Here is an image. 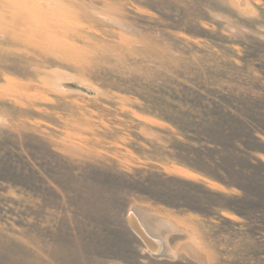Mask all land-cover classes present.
<instances>
[{"label":"rangeland","instance_id":"obj_1","mask_svg":"<svg viewBox=\"0 0 264 264\" xmlns=\"http://www.w3.org/2000/svg\"><path fill=\"white\" fill-rule=\"evenodd\" d=\"M0 264H264V0H0Z\"/></svg>","mask_w":264,"mask_h":264},{"label":"bare ground","instance_id":"obj_2","mask_svg":"<svg viewBox=\"0 0 264 264\" xmlns=\"http://www.w3.org/2000/svg\"><path fill=\"white\" fill-rule=\"evenodd\" d=\"M136 210H137L136 212L132 211V213L130 212L127 215L129 217L128 221L130 222L133 229L136 232H138L139 235L143 236L146 239V241L148 242L149 246L152 248L153 251L158 252L162 250L164 251L163 255L168 256L169 250H167V247L166 248L164 247L163 244L164 241L162 239H165L167 237V234L171 232L173 233L174 231H185V230L181 228V226L177 224L174 220H170V219L168 220V218H165L163 216L161 217L157 214H151L150 212L145 210L143 212H139V209ZM145 245L147 244L145 243ZM146 249L148 248L146 247Z\"/></svg>","mask_w":264,"mask_h":264},{"label":"water","instance_id":"obj_3","mask_svg":"<svg viewBox=\"0 0 264 264\" xmlns=\"http://www.w3.org/2000/svg\"><path fill=\"white\" fill-rule=\"evenodd\" d=\"M137 234H138V232H137ZM140 237L143 239V241H144L147 245H149L148 242L146 241V239H145L143 236L140 235Z\"/></svg>","mask_w":264,"mask_h":264}]
</instances>
